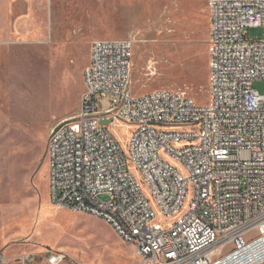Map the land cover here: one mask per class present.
Listing matches in <instances>:
<instances>
[{
    "label": "built area",
    "instance_id": "1",
    "mask_svg": "<svg viewBox=\"0 0 264 264\" xmlns=\"http://www.w3.org/2000/svg\"><path fill=\"white\" fill-rule=\"evenodd\" d=\"M208 11L206 102L171 89L133 93L136 37L98 38L78 113L49 134L52 202L105 220L139 264H264V92L254 87L264 83V0H208ZM252 27L262 37L249 38ZM116 120L133 125L127 151ZM132 167L165 220L179 217L158 219ZM0 264L70 257L24 252Z\"/></svg>",
    "mask_w": 264,
    "mask_h": 264
},
{
    "label": "rangeland",
    "instance_id": "2",
    "mask_svg": "<svg viewBox=\"0 0 264 264\" xmlns=\"http://www.w3.org/2000/svg\"><path fill=\"white\" fill-rule=\"evenodd\" d=\"M209 30L208 0H0V257L55 250L70 264H139L135 247L105 220L52 202L49 134L78 113L98 38L136 37L133 93L171 89L206 102L209 55L200 69L195 56L196 40L208 41ZM262 35L248 29L251 39ZM254 87L264 92L262 81ZM111 129L127 151L133 125L116 120ZM132 171L160 221L180 216L165 220Z\"/></svg>",
    "mask_w": 264,
    "mask_h": 264
},
{
    "label": "trees",
    "instance_id": "3",
    "mask_svg": "<svg viewBox=\"0 0 264 264\" xmlns=\"http://www.w3.org/2000/svg\"><path fill=\"white\" fill-rule=\"evenodd\" d=\"M207 46L209 47V40L206 41V39L203 36L199 37L196 40V56H195L196 63H195V66L197 69H200V67H201V60L203 59L205 61V59H206V53L208 52Z\"/></svg>",
    "mask_w": 264,
    "mask_h": 264
},
{
    "label": "water",
    "instance_id": "4",
    "mask_svg": "<svg viewBox=\"0 0 264 264\" xmlns=\"http://www.w3.org/2000/svg\"><path fill=\"white\" fill-rule=\"evenodd\" d=\"M110 122V120H103L102 121V123H104V124H107V123H109Z\"/></svg>",
    "mask_w": 264,
    "mask_h": 264
}]
</instances>
